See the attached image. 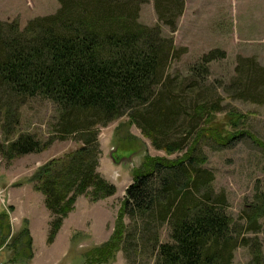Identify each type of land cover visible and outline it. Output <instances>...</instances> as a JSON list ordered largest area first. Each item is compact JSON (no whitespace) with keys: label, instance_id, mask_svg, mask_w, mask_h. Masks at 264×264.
<instances>
[{"label":"trees","instance_id":"obj_1","mask_svg":"<svg viewBox=\"0 0 264 264\" xmlns=\"http://www.w3.org/2000/svg\"><path fill=\"white\" fill-rule=\"evenodd\" d=\"M57 1L54 13L28 20L23 29L17 21L0 20V129L9 139L0 143V153L11 159L39 153L69 136L78 143L31 180L56 218L48 241L56 236L77 196L87 194L98 201L115 194L114 184L96 170L98 135L101 127L127 115L166 156L147 155L133 168L112 235L91 250L94 257L86 258V264L107 263L119 250L127 260L140 250L153 264H230L234 250L248 241L233 231L226 198L212 186L214 175L204 166L200 142L213 140L226 147L247 134L263 144L244 130L234 134L214 126L223 106L208 77L210 63L224 52L203 54L186 75L169 73L171 61L186 49L175 47L161 25L176 30L185 0H152L157 17L153 26L139 21L140 7L149 0ZM245 63L244 71L242 64L237 70L238 87L233 81L224 90L264 104V67L253 59ZM36 97L56 108L54 134L46 142L27 133L12 139L14 127L6 125L13 120L10 110ZM174 153L179 155L170 158ZM125 217L130 229L125 228ZM258 218L264 219V211ZM164 226L169 229L166 241L161 240ZM255 231L264 238V222ZM21 233L27 244L32 241L26 229Z\"/></svg>","mask_w":264,"mask_h":264},{"label":"rangeland","instance_id":"obj_2","mask_svg":"<svg viewBox=\"0 0 264 264\" xmlns=\"http://www.w3.org/2000/svg\"><path fill=\"white\" fill-rule=\"evenodd\" d=\"M58 7L57 0H0V20L17 21L19 29H23L28 20L52 14ZM139 21L148 26L157 23L152 0L141 5ZM161 30L172 38L175 47L186 49L170 63L168 71L173 76L186 75L189 65L210 50L219 49L225 54L210 63L208 81L223 106L213 119L214 126L234 134L244 130L263 146L245 133L226 147L213 140H201V150L206 158L204 166L214 175L215 192L226 198L233 231L240 240L248 241L234 250L230 264H264V238L255 231L264 222L258 218L264 211V104L238 99L234 91L224 90L238 78L239 66L247 67V60L253 59L264 67V0H185L176 30L163 25ZM235 83L238 87V81ZM10 115L12 121L17 120L16 125L6 122L7 128L14 127L12 139L27 133L46 142L54 134L58 113L53 103L36 97L16 103ZM6 139L1 128L0 143L7 144ZM77 146L74 137L69 136L54 140L39 153L13 159L0 153V264H86V258L94 257L89 255L91 250L112 235L125 189L132 182L133 168L139 167L147 155L166 156L151 145L127 115L101 127L96 170L114 184L116 192L98 201H92L87 194L77 196L72 211L49 242L51 224L56 218L45 208L43 196L34 191L31 180L51 160L64 157ZM255 219L257 222L251 227ZM123 222L130 229L127 217ZM25 229L32 243L27 244V237L22 235ZM168 231L164 226L162 241L168 240ZM102 264H153V259L137 250L127 260L123 250H119L114 259Z\"/></svg>","mask_w":264,"mask_h":264},{"label":"crops","instance_id":"obj_3","mask_svg":"<svg viewBox=\"0 0 264 264\" xmlns=\"http://www.w3.org/2000/svg\"><path fill=\"white\" fill-rule=\"evenodd\" d=\"M66 219V218H65Z\"/></svg>","mask_w":264,"mask_h":264}]
</instances>
